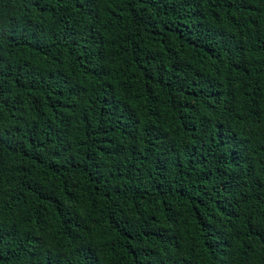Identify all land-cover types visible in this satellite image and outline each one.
Returning a JSON list of instances; mask_svg holds the SVG:
<instances>
[{
    "label": "trees",
    "instance_id": "obj_1",
    "mask_svg": "<svg viewBox=\"0 0 264 264\" xmlns=\"http://www.w3.org/2000/svg\"><path fill=\"white\" fill-rule=\"evenodd\" d=\"M0 264H264V0H0Z\"/></svg>",
    "mask_w": 264,
    "mask_h": 264
}]
</instances>
